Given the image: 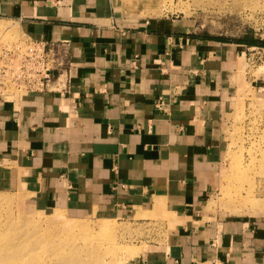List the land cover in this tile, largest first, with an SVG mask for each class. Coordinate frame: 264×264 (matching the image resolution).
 I'll use <instances>...</instances> for the list:
<instances>
[{"label":"crops","instance_id":"crops-1","mask_svg":"<svg viewBox=\"0 0 264 264\" xmlns=\"http://www.w3.org/2000/svg\"><path fill=\"white\" fill-rule=\"evenodd\" d=\"M4 24L70 43L63 93L0 94L6 189L39 208L163 219L127 264H264V216L206 212L240 44L125 17L115 0H0Z\"/></svg>","mask_w":264,"mask_h":264},{"label":"rangeland","instance_id":"rangeland-1","mask_svg":"<svg viewBox=\"0 0 264 264\" xmlns=\"http://www.w3.org/2000/svg\"><path fill=\"white\" fill-rule=\"evenodd\" d=\"M115 5L125 17L163 22L171 32L240 44L230 102L220 116L221 158L206 212L208 219L264 216V46L245 42L264 40V0H115ZM25 39L44 40L4 24L0 52ZM107 221L112 224L105 226ZM0 225L17 240L2 251L19 253V264H127L165 230L161 218L142 225L39 208L28 193L6 189L1 181Z\"/></svg>","mask_w":264,"mask_h":264},{"label":"built area","instance_id":"built-area-1","mask_svg":"<svg viewBox=\"0 0 264 264\" xmlns=\"http://www.w3.org/2000/svg\"><path fill=\"white\" fill-rule=\"evenodd\" d=\"M70 43L25 39L0 52V94L8 99L67 88ZM158 106H162L161 103Z\"/></svg>","mask_w":264,"mask_h":264},{"label":"bare ground","instance_id":"bare-ground-1","mask_svg":"<svg viewBox=\"0 0 264 264\" xmlns=\"http://www.w3.org/2000/svg\"><path fill=\"white\" fill-rule=\"evenodd\" d=\"M111 224L110 221H107L105 226H109ZM73 225L74 224H72V226ZM13 238L14 237H11L10 233H8L6 229H4V225H0V264H19L23 259L19 253L14 256L6 253L7 249L9 248V244L17 243V240ZM2 249H6V251L3 252ZM32 264L38 263L35 262Z\"/></svg>","mask_w":264,"mask_h":264},{"label":"trees","instance_id":"trees-1","mask_svg":"<svg viewBox=\"0 0 264 264\" xmlns=\"http://www.w3.org/2000/svg\"><path fill=\"white\" fill-rule=\"evenodd\" d=\"M245 42L250 44V45L264 46V40L247 39V40H245Z\"/></svg>","mask_w":264,"mask_h":264}]
</instances>
